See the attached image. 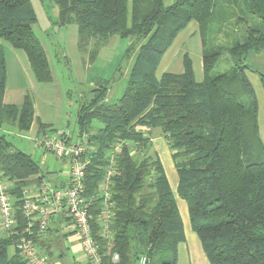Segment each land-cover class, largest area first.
Listing matches in <instances>:
<instances>
[{"label": "trees", "instance_id": "obj_1", "mask_svg": "<svg viewBox=\"0 0 264 264\" xmlns=\"http://www.w3.org/2000/svg\"><path fill=\"white\" fill-rule=\"evenodd\" d=\"M47 1L57 7L58 26H76L78 49L88 52L90 60L112 37L130 42L123 94L109 103L110 83L99 81L76 113L78 136L87 140L84 196L95 198L92 228L102 264H136L141 256L148 264L177 263L178 245L184 243L182 222L162 166L150 154L153 129H160L171 151L177 195L187 205L209 263L264 264V148L256 95L245 76L254 72L245 63L249 54L264 59V0H243L244 11L261 24L247 28L245 37L233 43L228 50L231 69L218 75L213 70L220 49L208 47L210 26L238 20L241 12H230L235 0H174L169 7L163 0ZM36 21L29 0H0V40L25 53L37 83H50L49 64L33 30ZM192 21L203 46L202 80L196 81L187 56L181 74L157 78L160 60ZM258 77L264 90V73ZM5 85L0 48V178L10 185L7 193L18 211L23 190L43 176L38 163L13 151L2 133L7 126L27 132L35 120L29 93L19 105L2 103ZM109 170L112 218L106 238L99 219ZM59 218L39 241L48 256L65 238L53 226ZM17 219L20 230V213ZM15 240L14 234L0 235V264H25L12 248Z\"/></svg>", "mask_w": 264, "mask_h": 264}, {"label": "rangeland", "instance_id": "obj_2", "mask_svg": "<svg viewBox=\"0 0 264 264\" xmlns=\"http://www.w3.org/2000/svg\"><path fill=\"white\" fill-rule=\"evenodd\" d=\"M37 22L33 26L36 37L45 52L49 70L51 73L50 83H37L29 92L35 112V121L29 131L19 133L9 126L2 128V133L12 145L13 151H19L29 155L40 167L43 180L50 182L52 178L59 175L64 179L68 169L53 154L47 152L43 147L34 142L36 137L40 138L42 131L37 124L40 122L44 127V133L55 131L65 132L72 143L80 141L76 125V113L81 104L91 97L90 91L94 89L99 81H109L107 101L114 103L125 90V77L131 62L126 63L125 51L130 44L127 39L112 37L108 43L99 50L95 59L90 60L88 52L78 49L77 29L75 25H57V7L47 0H29ZM235 7L230 12H241L237 21H230L225 26L215 21L210 26L208 35V47L220 49V58L214 67L213 74L227 73L231 69V59L228 50L236 41H241L249 27L261 24L260 20L244 11V1L235 0ZM169 3V0H166ZM241 18L242 20H240ZM193 25L185 31L184 36ZM195 46L200 49L198 34L184 42V46ZM21 54H23L21 52ZM133 55V53H132ZM196 59V57H194ZM252 70L264 73V59L262 55L249 54L245 60ZM194 65L196 61L194 60ZM247 73V72H246ZM245 73V74H246ZM30 74V73H29ZM10 83H14L13 71L8 66ZM196 80L200 75L195 72ZM256 92V91H255ZM258 97L257 92L255 93ZM151 137L157 136L160 129L151 130ZM166 141V140H165ZM6 186H10L1 179ZM2 233L0 232V235ZM11 253V250H9Z\"/></svg>", "mask_w": 264, "mask_h": 264}, {"label": "built area", "instance_id": "obj_3", "mask_svg": "<svg viewBox=\"0 0 264 264\" xmlns=\"http://www.w3.org/2000/svg\"><path fill=\"white\" fill-rule=\"evenodd\" d=\"M79 138V142L72 143L63 131H42L41 137H36L34 142L37 146L43 147L67 166L65 185L55 187L41 179L38 184L23 190L18 211L7 193L8 186L0 180V232L8 237L11 234L16 236L12 248L25 264H49L50 257L41 251L39 241L46 236L48 227L59 216H65L71 222L85 264H102L92 228L91 209L95 198L84 196L85 170L89 163L88 159L83 157L87 140L85 136ZM111 173L109 170L101 187L104 209L99 220L102 234L106 238H110L108 227L112 218L110 205L107 203ZM17 213H20L23 219V227L20 230ZM112 260L117 261V255H113ZM138 264H148V260L141 256Z\"/></svg>", "mask_w": 264, "mask_h": 264}, {"label": "crops", "instance_id": "obj_4", "mask_svg": "<svg viewBox=\"0 0 264 264\" xmlns=\"http://www.w3.org/2000/svg\"><path fill=\"white\" fill-rule=\"evenodd\" d=\"M163 2L165 7H169L173 4L174 0H169V3H167L166 0H163ZM193 22L194 21L190 22L187 27L176 36L172 45L160 60L156 70L157 78H160V76L164 73L181 74L183 72V58L184 56H187L191 61L194 77L196 76L195 72H198L200 75V80H198V82L202 80L203 46L198 33V26L195 22L194 26H192V28L184 36L185 31L189 28V26L193 25ZM196 33L198 34L200 40V49L198 51L195 46H184V42L188 41L190 38H194ZM0 48L4 51L6 67V85L2 97V103L5 105H19L25 94L29 93L34 87L35 78L24 52L11 48L2 40H0ZM21 52L23 54H21ZM194 57H196V59H194ZM194 60L196 61V65H194ZM9 65L13 71L14 83H10L9 80ZM253 71L254 72L246 71L247 73L245 72V76L254 93L257 92L258 94V97L255 94L257 100L258 137L264 148V90L260 84L258 72L255 70ZM33 124L34 122L32 125ZM36 124L38 130V124H40V122ZM38 131L40 132L41 130ZM151 133L152 132L149 134L151 135ZM156 134L157 136L150 137V154L156 157L162 166L170 190L175 197L177 209L182 222L184 243L178 245L176 264H210L197 235L191 228L187 205L177 195L178 175L171 157V151L161 132H157ZM65 179V177L62 179V177L56 175L52 178L51 184L55 187H62L65 185ZM55 222L56 223H53V226L57 227L65 238L61 244L62 246L58 245L53 249L52 254L49 256V264H85L80 252L77 236L74 233L71 222L67 220L65 216H61L59 220H55ZM136 264H138V262Z\"/></svg>", "mask_w": 264, "mask_h": 264}]
</instances>
